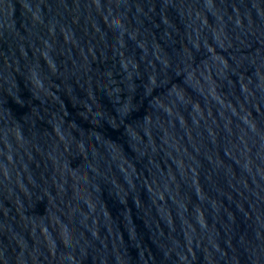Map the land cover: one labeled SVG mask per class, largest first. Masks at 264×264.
Returning <instances> with one entry per match:
<instances>
[{
  "label": "water",
  "instance_id": "water-1",
  "mask_svg": "<svg viewBox=\"0 0 264 264\" xmlns=\"http://www.w3.org/2000/svg\"><path fill=\"white\" fill-rule=\"evenodd\" d=\"M0 264H264V0H0Z\"/></svg>",
  "mask_w": 264,
  "mask_h": 264
}]
</instances>
